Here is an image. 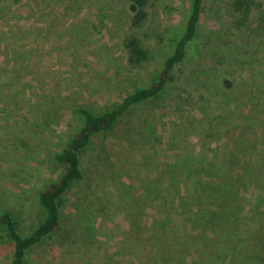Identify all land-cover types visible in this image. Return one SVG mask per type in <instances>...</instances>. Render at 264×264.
<instances>
[{"label":"rangeland","instance_id":"obj_1","mask_svg":"<svg viewBox=\"0 0 264 264\" xmlns=\"http://www.w3.org/2000/svg\"><path fill=\"white\" fill-rule=\"evenodd\" d=\"M237 1L204 0L186 62L158 99L91 138L59 231L23 264H193L194 252L170 257L166 234L185 209L223 206L263 223L264 0H251L246 17ZM136 11L125 0H0V215L20 236L45 216L38 194L62 171L53 157L81 126L78 107L101 113L149 85L183 33L190 0H150L133 28ZM130 34L150 54L140 69L126 63ZM184 225L195 247L198 231ZM229 247L227 264H243ZM12 252L0 227V264Z\"/></svg>","mask_w":264,"mask_h":264},{"label":"trees","instance_id":"obj_2","mask_svg":"<svg viewBox=\"0 0 264 264\" xmlns=\"http://www.w3.org/2000/svg\"><path fill=\"white\" fill-rule=\"evenodd\" d=\"M203 2L204 0H190V14L184 24L183 33L174 44L171 54L153 73L149 85L135 88L125 96L121 103L101 113H93L83 106L78 107L82 116V124L62 150L53 157L62 171L56 181L47 183L38 194L39 205L45 213L43 220L28 235L20 236L13 219L7 214L0 215V227L13 245L11 260L8 264H23L30 249L59 231L63 197L71 187L83 179L81 155L90 144L91 138L112 130L118 119L135 105L158 99L163 88L171 82L174 70L185 64L187 49L197 35ZM125 3L134 6L137 10L131 19V26L140 27L147 17L146 8L149 7L150 0H125ZM251 5V0L235 2L236 10L244 17L247 16ZM123 49L126 53L127 66L130 69H140L150 60L148 50L144 48L135 34H130L124 39ZM215 161L216 159L212 157L209 167L214 165ZM171 188L166 187L165 194L170 195ZM172 207L174 208L171 206L167 210L169 216L175 212V210L172 211ZM183 214L187 217L181 215V223L171 224L166 229V234L171 235L172 238L169 239V247L170 257L173 260L175 251L189 255L194 252L196 256L194 262L198 263L193 264H227L225 251L231 246L229 247L230 255L243 256V264H264V253L261 254L262 257H259V261H255V257L264 250V220L262 223L261 220L255 219L256 217L239 216L240 213L236 211L229 213V210L223 206H219L211 214L187 209ZM186 221L190 224L191 231H198L199 236L195 247L191 245L194 242L193 235L190 237V234L186 232V225H184ZM246 224L248 229L245 227ZM175 234H177L176 237ZM164 245L168 246L167 243ZM233 245L240 247L243 251L232 247ZM246 245L254 247L251 253L249 250L244 251Z\"/></svg>","mask_w":264,"mask_h":264},{"label":"water","instance_id":"obj_3","mask_svg":"<svg viewBox=\"0 0 264 264\" xmlns=\"http://www.w3.org/2000/svg\"><path fill=\"white\" fill-rule=\"evenodd\" d=\"M131 10L133 11L134 10V6H131ZM225 85H228V83L225 81L224 82Z\"/></svg>","mask_w":264,"mask_h":264}]
</instances>
